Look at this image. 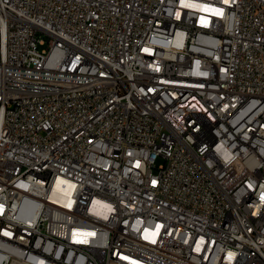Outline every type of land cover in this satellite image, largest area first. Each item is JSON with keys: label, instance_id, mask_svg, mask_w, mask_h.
Returning <instances> with one entry per match:
<instances>
[{"label": "built area", "instance_id": "1", "mask_svg": "<svg viewBox=\"0 0 264 264\" xmlns=\"http://www.w3.org/2000/svg\"><path fill=\"white\" fill-rule=\"evenodd\" d=\"M0 264H264V0H0Z\"/></svg>", "mask_w": 264, "mask_h": 264}, {"label": "rangeland", "instance_id": "2", "mask_svg": "<svg viewBox=\"0 0 264 264\" xmlns=\"http://www.w3.org/2000/svg\"><path fill=\"white\" fill-rule=\"evenodd\" d=\"M47 47V44L46 45H40V49H43V48H46ZM163 163V159L162 158H159L157 160V165H160Z\"/></svg>", "mask_w": 264, "mask_h": 264}]
</instances>
